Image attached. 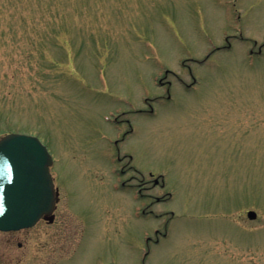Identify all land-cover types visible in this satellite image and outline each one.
I'll list each match as a JSON object with an SVG mask.
<instances>
[{
    "label": "rangeland",
    "instance_id": "rangeland-1",
    "mask_svg": "<svg viewBox=\"0 0 264 264\" xmlns=\"http://www.w3.org/2000/svg\"><path fill=\"white\" fill-rule=\"evenodd\" d=\"M9 133L60 197L0 264H264V0H0Z\"/></svg>",
    "mask_w": 264,
    "mask_h": 264
},
{
    "label": "water",
    "instance_id": "water-1",
    "mask_svg": "<svg viewBox=\"0 0 264 264\" xmlns=\"http://www.w3.org/2000/svg\"><path fill=\"white\" fill-rule=\"evenodd\" d=\"M52 156L35 136L11 133L0 140V230L34 226L55 207ZM256 218V213L249 212Z\"/></svg>",
    "mask_w": 264,
    "mask_h": 264
},
{
    "label": "flooded vegetation",
    "instance_id": "flooded-vegetation-1",
    "mask_svg": "<svg viewBox=\"0 0 264 264\" xmlns=\"http://www.w3.org/2000/svg\"><path fill=\"white\" fill-rule=\"evenodd\" d=\"M191 77H192V79H193V84L191 83V84H186V82L185 81H183V80H181L180 82L188 89V90H191L193 87H194V84L196 83V78L191 74ZM160 85H162V87L163 88H166V93L168 94L167 95V99L169 100V101H171L173 98H172V94H171V82H168L167 84H165L164 82H162V80H160ZM164 85H166V86H164ZM152 174V173H151ZM153 185L156 187L159 183H160V181L159 180H154L153 181ZM163 183V182H162ZM163 186H164V183H163ZM146 189H150V188H146ZM142 188L140 189V194L141 195H143L142 194ZM144 196V195H143ZM156 200L158 201V202H160L161 201V198H158V197H156ZM171 214H172V216H174V212H170ZM53 216H55V214L54 215H52V216H49L48 218H44V219H42L40 222H42V221H44V222H46L48 225H53L55 222H56V219H55V217H54V219H53ZM163 216V215H162ZM171 221V219L169 218V219H167V222H170ZM39 222V223H40ZM38 223V224H39ZM38 224L35 226V227H33V228H28V229H21V230H18V231H9V232H1V233H4V234H12V236L14 237V239L16 240V239H19L18 238V236H20V235H23V234H27L30 230H32V229H34V228H36L37 226H38ZM157 235L159 236V235H161V231H158L157 232ZM163 236H167V233H164L163 234ZM157 242H159V239H157L156 240ZM18 246L19 247H21L22 246V242H20V240L18 241ZM52 258V257H51ZM59 261H57V264H59V262H61V260L60 259H58Z\"/></svg>",
    "mask_w": 264,
    "mask_h": 264
}]
</instances>
